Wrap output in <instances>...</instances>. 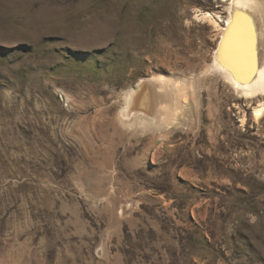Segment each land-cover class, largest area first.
<instances>
[{"label": "rangeland", "instance_id": "1", "mask_svg": "<svg viewBox=\"0 0 264 264\" xmlns=\"http://www.w3.org/2000/svg\"><path fill=\"white\" fill-rule=\"evenodd\" d=\"M200 12L228 3L0 0V264H264L262 98L211 69ZM158 76L179 121L124 126Z\"/></svg>", "mask_w": 264, "mask_h": 264}, {"label": "bare ground", "instance_id": "2", "mask_svg": "<svg viewBox=\"0 0 264 264\" xmlns=\"http://www.w3.org/2000/svg\"><path fill=\"white\" fill-rule=\"evenodd\" d=\"M221 1L228 3L229 15L225 20L216 13L198 15L221 31L211 69L243 99L262 98L254 109L255 120L260 121L264 118V0ZM186 85L162 76L141 79L125 95L121 122L127 127L175 125L183 110L181 104L188 95Z\"/></svg>", "mask_w": 264, "mask_h": 264}]
</instances>
